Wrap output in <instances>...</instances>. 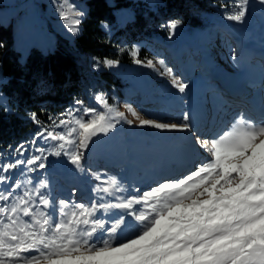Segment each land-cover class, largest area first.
I'll return each mask as SVG.
<instances>
[{"label":"snow or ice","instance_id":"1","mask_svg":"<svg viewBox=\"0 0 264 264\" xmlns=\"http://www.w3.org/2000/svg\"><path fill=\"white\" fill-rule=\"evenodd\" d=\"M248 5L249 0H232L224 19L242 23ZM54 6L67 31L81 35L85 13ZM179 24L175 20L162 27L171 34ZM139 53L138 47L127 50L134 64L149 69L158 64V74L172 88L186 91L188 85L164 60L141 59ZM232 58L237 59L234 53ZM116 64L104 58L94 67ZM96 100L103 113L81 100L59 117H48L50 124L31 113L39 130L15 148L8 146L12 159L0 162V264H264V118L256 121L240 112L219 131L201 135L188 113L180 122H164L142 118L125 104L137 127L191 132L190 166L175 178L165 176L127 196L118 195L124 189L116 178L101 181L94 174L100 181L93 189L96 199L57 202L48 183L34 184L31 176L46 168L48 155L64 156L84 171L86 150L95 137L107 136L121 123L133 126L102 95ZM80 112L90 118L78 116ZM52 142L50 150L42 146ZM18 169L13 181L11 174Z\"/></svg>","mask_w":264,"mask_h":264},{"label":"rangeland","instance_id":"2","mask_svg":"<svg viewBox=\"0 0 264 264\" xmlns=\"http://www.w3.org/2000/svg\"><path fill=\"white\" fill-rule=\"evenodd\" d=\"M18 1L15 3V0H0V21L9 25L13 43L20 51L21 60L32 46H38L43 50L53 48L57 34L66 44L71 45L73 36L60 19L55 4H64L66 10L71 8L82 10L84 13L87 8L86 0ZM144 1L150 8L157 9L158 0ZM115 12L119 22L132 17V12L128 8H119ZM208 22L211 25L193 32L185 31L178 26L168 36V57L164 53L156 59L164 60L188 85L184 93L172 88L167 77L158 74L160 71L158 64L155 69L137 66L134 63L126 66L116 64L115 68L128 80V94L132 92L135 94L133 99L137 104L132 107L142 114V118L180 122L182 115L188 113L193 127L198 120L194 108H199L200 103L203 104L207 97L221 95L219 97L222 98L223 82H237L242 85L247 71L253 70L256 73L257 70L264 71V5H261L259 0H249L248 13L242 23L229 22L219 15L210 16ZM180 53L184 55L175 56ZM233 53L237 57L236 60L232 58ZM247 89L246 87L245 92ZM2 98L0 93V99ZM125 103L114 97L110 105L113 109L126 113ZM95 110L97 113L104 112L100 104ZM240 112L245 113V109L239 104L232 115L223 110L222 115L210 120L216 127L214 130L211 131L209 127L204 133H198L209 135L217 132ZM126 115L127 119L133 120L131 115L127 113ZM248 115L255 120L253 115ZM79 116L84 119L90 118L83 112ZM226 119L229 120L225 121ZM136 124H138L136 120H133V126L121 123L107 136L95 137L86 150L84 171H77L64 156L48 155L45 161L46 168L31 174L34 184L45 180L49 185L47 191L57 202L59 199H67L87 204L98 196L93 189L100 181L93 179L94 174L99 175L101 181L110 177L116 178L124 189L118 195L125 196L135 194L133 190L136 188L146 190L165 176L175 178L183 174L191 162L181 157L178 152L189 139V132H160L152 128L137 127ZM196 128L200 130L199 127ZM193 130L196 131L195 127ZM54 143H45L42 146L50 150ZM54 162L59 175L48 172L54 170L51 165ZM19 171L20 169L11 174L13 181Z\"/></svg>","mask_w":264,"mask_h":264},{"label":"trees","instance_id":"3","mask_svg":"<svg viewBox=\"0 0 264 264\" xmlns=\"http://www.w3.org/2000/svg\"><path fill=\"white\" fill-rule=\"evenodd\" d=\"M231 3L158 0L154 10L144 0H86L82 34L73 37L71 45L57 34L53 48L32 46L23 60L9 25L0 21V162L12 159L9 145L15 148L39 130L30 119L31 113L50 124L48 117H59L74 107L76 100L94 109L100 104L96 96L101 95L109 104L114 97L131 106L137 104L135 94H128V80L117 68L97 69L94 62L110 58L120 65H131L127 50L132 47L140 49L141 59H157L164 53L168 56L170 34L162 25L179 20L178 26L185 31L203 29L211 25L210 16L224 17ZM119 8L130 9L132 17L119 22L115 12ZM121 48L126 51L121 53ZM51 165L59 175L55 162Z\"/></svg>","mask_w":264,"mask_h":264},{"label":"bare ground","instance_id":"4","mask_svg":"<svg viewBox=\"0 0 264 264\" xmlns=\"http://www.w3.org/2000/svg\"><path fill=\"white\" fill-rule=\"evenodd\" d=\"M16 1L18 0H15V3H17ZM19 2V1H18ZM246 72V70H245ZM250 71H247V73H245L246 75L249 74ZM245 75V76H246ZM223 82V81H222ZM258 82L260 84H264V79H259ZM225 88V91L228 93L230 91L232 92H236L238 93L240 96H241V100H239V102H234L233 105H237L238 103H241L243 104L244 101H247L244 106L246 107L247 109V112L251 115H253V117L255 118V120H261L262 118H264V108H262L259 104H258V100H257V96H254V99L255 100H246V94H243V89H242V85L240 83H230L229 81L227 82H223V86ZM198 110V108H194V111ZM236 110V108L234 109ZM198 117V116H197ZM222 121V120H221ZM200 130H203L202 128H199ZM186 151H185V156L186 158L188 159L189 162H191L192 158H193V150L191 147H186L185 148ZM184 152V151H183Z\"/></svg>","mask_w":264,"mask_h":264}]
</instances>
